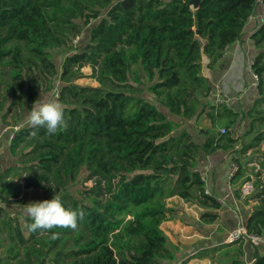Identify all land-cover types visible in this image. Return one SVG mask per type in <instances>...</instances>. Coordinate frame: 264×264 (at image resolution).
<instances>
[{
  "label": "trees",
  "instance_id": "16d2710c",
  "mask_svg": "<svg viewBox=\"0 0 264 264\" xmlns=\"http://www.w3.org/2000/svg\"><path fill=\"white\" fill-rule=\"evenodd\" d=\"M259 5L264 0H197L196 8L192 0H0V122L17 126L8 146L13 164L0 172V264L174 260L177 247L161 228L179 212L171 198L211 209L199 213L202 222L216 220L220 203L204 193L197 157L220 150H228L237 166L229 179L234 194L252 183L246 199L254 203L243 224L264 239V22L250 35L258 96L242 134L235 132L237 111L209 102L212 87L202 73L203 59L213 68ZM96 19L76 49L73 38ZM56 48L73 51L59 68ZM84 76L97 85L74 82ZM53 87L67 129L49 134L46 127L22 124ZM202 113L224 132L209 128L197 141L187 121ZM248 150L259 169L243 161ZM81 175L73 195L67 188ZM88 180L91 185H83ZM27 190L40 191L41 202L59 193L65 208L82 210L77 229L29 231L33 221L4 205ZM232 244L202 254L212 264H246L243 242ZM250 264H264L256 247Z\"/></svg>",
  "mask_w": 264,
  "mask_h": 264
},
{
  "label": "crops",
  "instance_id": "0c3cea01",
  "mask_svg": "<svg viewBox=\"0 0 264 264\" xmlns=\"http://www.w3.org/2000/svg\"><path fill=\"white\" fill-rule=\"evenodd\" d=\"M253 14L255 17L257 16L255 21H248L246 23L241 37L228 45L216 65L213 68L207 67L203 74L212 87L211 92H215L219 88L231 99L228 107L237 111L239 120H241L238 121L235 127L237 134H242L248 128L249 117L246 115V111L252 106L253 100L258 96L257 86L252 84L251 75V63L257 52V48L250 35L257 28L255 26L259 20L264 19V7L257 6ZM41 95L53 98L54 93H44ZM208 99L210 103H213L211 94H209ZM26 116L27 114H25L24 119H26ZM187 123L197 141L203 139L202 132L206 129L210 128L218 131L211 124L209 117L205 113L196 115L194 118L189 119ZM231 163V154L228 150H220L208 155H203L202 153L198 155L197 167L200 168L199 173L204 172L209 194L216 197L220 203V208L214 210L218 214L216 220L219 223L217 227H214L215 220L212 223H205L199 218L192 222L186 221L182 223L178 227L181 230V234H178L179 236L176 241L178 246H176L175 264H212L209 257L202 254V250L223 244L228 231L235 228L240 220L244 223L254 201L251 204H246V202L240 200V198H243L242 196L240 198L234 196L233 188L227 178ZM245 183L250 184L251 181ZM250 201L247 200V202ZM190 204L199 210L202 207L195 202H190ZM185 227L187 229H184ZM233 244L237 245V243ZM255 247L259 254L264 253V241L243 242L241 260L244 263L250 264L254 260ZM164 262L166 263L167 261H161L160 264H165Z\"/></svg>",
  "mask_w": 264,
  "mask_h": 264
},
{
  "label": "rangeland",
  "instance_id": "374dc122",
  "mask_svg": "<svg viewBox=\"0 0 264 264\" xmlns=\"http://www.w3.org/2000/svg\"><path fill=\"white\" fill-rule=\"evenodd\" d=\"M256 18H257V16L256 17H252L250 21H255ZM96 21H98V19L92 21L90 24H88L85 27H83V30L80 33H78V35L75 38H73L74 39L73 43L76 46V49H79L80 47H82L84 45V43L88 40L87 39L88 30H89L90 27H92L96 23ZM263 22H264V19L263 20H259L258 24H256L255 27L258 28ZM72 52L73 51H68V50L59 49V48H56V49L52 50L53 61L58 66V68H59V65L62 62L64 56L67 55V54H71ZM203 61L205 63L206 60L203 59ZM204 63H203V66H202V73L203 74H204V70L207 68V66ZM81 71L83 73H89L90 69H89V67L84 66V67H82ZM74 82L77 83V84H82V85H85V84L92 85V86L97 85V82L94 79H92L90 77H87V76L78 78ZM59 84L60 83H58V80H56L55 84H54L55 88L59 87ZM55 88L53 87V89L49 93L47 92L46 94L54 93V96H56V91H54ZM0 89H1V87H0ZM24 89H25V87H24ZM142 95L145 96V97H148V98H152V95L149 94L148 92H144ZM24 96H25V90H24ZM156 105H158V107H160L159 103H156ZM161 107H163V106H161ZM163 108H164L163 109L164 111L168 112V110L165 107H163ZM24 121H25V119H23L21 121V123L25 124ZM239 121H241V120H239ZM13 130H14L13 126H5V125L1 124V122H0V160H1L0 172L3 171L5 169V167H7L8 165H11V163H13V161H14V159H12L11 156L9 155V153H8L9 151L7 152V149H8V146H9V140H10V137L12 136V134H13ZM239 147L240 146H237L236 149H239ZM260 148L264 149V144H261ZM245 156L246 157L243 158V161H252L251 163L247 164V167H251L252 165H254L255 166L254 170L259 169V166L256 163V161L255 160H250V157L255 156V154H253V155L250 154V150H248L245 153ZM232 165H233V163L231 164V166ZM234 165L236 166V164H234ZM236 170H237V166H236ZM236 170L234 171V173L236 172ZM260 170L263 173L264 172V167L260 168ZM231 176L227 175L228 180L230 179ZM251 176H250V178L253 179V176L252 177ZM81 180H82V175L77 179V181L74 184L69 186L67 188V190L70 193H72L73 195H77L75 193V190L82 186ZM83 185L90 186L91 185V180L83 182ZM239 191H240V195L236 196L234 194V192H233L234 196L236 198H240L242 196L243 198H240V200H243V202H246V204H249V203L251 204L253 200H251L250 202H247V199H246L252 193L251 183L250 184H247V183L241 184L240 187H239ZM171 199L176 203V205H177V207L179 209V212H178L177 216L174 219L162 222L161 223V228H162L163 232L167 235L169 243L171 244V247L172 246L176 247V246H178L176 244V241L178 239V236L181 234V230H179L178 227L180 225H182V223H185L186 221L192 222L194 220H197V218H199V213L201 211H203V210L211 211V209H206L204 207H201V209L199 210L196 207L192 206L190 203L184 202V201H182L179 198L172 197ZM38 202H41L40 191H38V190H27V191H25L23 193V196L21 198H19L18 201H9V202L5 203L4 205H5L6 210L8 211V213L11 214V215L17 214V213L25 214L24 211H23V205L24 204L38 203ZM229 205H230V203H229ZM218 223L219 222H217V220H215L214 221V227H217ZM184 229H187V228L185 227ZM231 246L233 247L234 245L232 244ZM232 247H230V248H232ZM165 264H175V259L172 260V261H167Z\"/></svg>",
  "mask_w": 264,
  "mask_h": 264
},
{
  "label": "clouds",
  "instance_id": "9594fccd",
  "mask_svg": "<svg viewBox=\"0 0 264 264\" xmlns=\"http://www.w3.org/2000/svg\"><path fill=\"white\" fill-rule=\"evenodd\" d=\"M64 112L65 106L58 98L53 99L51 96L41 95V98L34 102L27 113L24 123L31 128L46 127L49 134H55L59 129L68 127ZM23 211L33 221L28 225L29 231L32 232L51 230L55 227L76 230L78 219L82 220L84 217L82 210L65 208L59 193H56L51 200L24 204ZM57 237L58 233H53L52 238Z\"/></svg>",
  "mask_w": 264,
  "mask_h": 264
},
{
  "label": "built area",
  "instance_id": "2783aa9c",
  "mask_svg": "<svg viewBox=\"0 0 264 264\" xmlns=\"http://www.w3.org/2000/svg\"><path fill=\"white\" fill-rule=\"evenodd\" d=\"M257 1L260 2L261 0H257ZM252 17H255L253 13L248 16L247 21H250ZM251 75H252V84L257 86V82H258L257 75L253 71H252ZM209 94H211V96L213 97V103L216 105L217 104H224V105L228 106L229 101L231 100L229 98V96L227 94L223 93L219 88L215 92L210 91ZM13 127H14V129L17 128V126H13ZM218 131L222 133V132H224V129L219 128ZM235 170H236V166L233 164L228 171V175L231 176ZM200 177L204 181V185H205L204 193L209 194V191L206 187L207 180H206L205 175L200 172ZM249 240H253V241L262 240V241H264V239L258 235L247 233L242 220H240L235 228L228 231V233L226 234V236L224 238V243H235V242L239 243V242H245V241H249Z\"/></svg>",
  "mask_w": 264,
  "mask_h": 264
},
{
  "label": "water",
  "instance_id": "95a60500",
  "mask_svg": "<svg viewBox=\"0 0 264 264\" xmlns=\"http://www.w3.org/2000/svg\"><path fill=\"white\" fill-rule=\"evenodd\" d=\"M192 3L194 5V7L196 8L197 7V0H192Z\"/></svg>",
  "mask_w": 264,
  "mask_h": 264
},
{
  "label": "bare ground",
  "instance_id": "6f19581e",
  "mask_svg": "<svg viewBox=\"0 0 264 264\" xmlns=\"http://www.w3.org/2000/svg\"><path fill=\"white\" fill-rule=\"evenodd\" d=\"M189 208V207H188Z\"/></svg>",
  "mask_w": 264,
  "mask_h": 264
}]
</instances>
